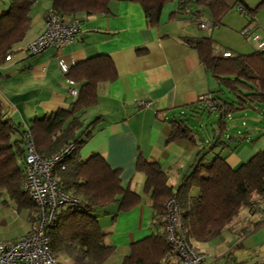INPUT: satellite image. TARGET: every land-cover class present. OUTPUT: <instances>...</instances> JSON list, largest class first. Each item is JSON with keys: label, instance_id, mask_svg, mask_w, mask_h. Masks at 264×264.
<instances>
[{"label": "crops", "instance_id": "obj_1", "mask_svg": "<svg viewBox=\"0 0 264 264\" xmlns=\"http://www.w3.org/2000/svg\"><path fill=\"white\" fill-rule=\"evenodd\" d=\"M224 1L232 4L237 0ZM242 1L250 9L260 4ZM10 2L0 0V13L9 8ZM51 6V0L36 1L25 39L14 47L11 59L0 65V100L4 114L14 124L27 129L35 119L69 109L78 97L69 94V78L61 71V64L71 69L99 55L112 60L117 79L98 84L96 105L81 117L85 126L98 118L99 121L80 149L79 157L87 160L93 154L101 155L113 170L120 171L123 186L141 198V203L129 212L119 213L118 205H111L96 213L107 236L106 244L115 247L111 257L118 254L124 260L131 244L152 234L153 211L150 196L145 193L146 177L137 169L140 157L160 165L176 191L196 163L199 151L208 148L214 137L213 133L203 136L191 125L189 117H198L188 107L203 106L201 98L214 95L220 86L200 62L198 52L185 42L188 37L213 39L214 29L209 30L210 35H202L199 32L202 29L193 20L176 14L178 1L164 7L160 24L153 28L148 26L140 4L111 1L108 14L79 16L82 33L73 44L37 56L28 55L26 48L45 30ZM202 11L204 20H211L209 11ZM246 28L256 31L264 41V23L260 17L253 19L252 26L248 21L242 32ZM215 46L222 52L233 53ZM75 88L79 91L80 84ZM140 102H150V106L141 107ZM85 117L90 121H85ZM184 117L197 131L196 142L169 143L171 122ZM256 137H251L250 142L228 143L230 147L222 155L230 167L237 168L264 150V138L252 142ZM34 216V209L18 210L7 193L1 192L0 243L27 236L34 227ZM114 216H117L115 220ZM257 217L253 216L260 221ZM242 227L243 224H239L207 243H197L206 253L208 264H264V224L250 229L248 234L243 233ZM68 261L73 262L66 257L65 263ZM164 264H179V259L173 256Z\"/></svg>", "mask_w": 264, "mask_h": 264}, {"label": "trees", "instance_id": "obj_2", "mask_svg": "<svg viewBox=\"0 0 264 264\" xmlns=\"http://www.w3.org/2000/svg\"><path fill=\"white\" fill-rule=\"evenodd\" d=\"M37 0H11L9 8L0 13V65L10 56L14 47L21 43L30 28L31 11ZM51 11L64 19H78L80 15L110 13L111 1H128L141 5L148 26L157 27L164 7L178 1V16L191 20H204L202 9L209 11L211 20L221 24L233 7L224 0H51ZM245 7L249 25L264 8V0L254 8L242 0L234 6ZM185 42L198 52L200 62L213 75L220 90L211 94L217 111L204 105L188 108L199 118L205 111L219 115L214 137L208 148H202L196 163L184 176L178 189L169 184L168 173L158 164L140 157L137 169L146 177L145 193L150 196L152 234L130 246V253L122 264H164L177 256L167 239L166 211L168 201L175 196L181 209L184 228L192 242L207 243L222 232L233 229L234 221L242 211L255 214L254 197H264V150L257 152L248 162L237 168L227 163L222 152L230 146L225 140L228 119L238 112L257 111L264 108V50L242 55L231 52L224 57L217 52L212 38H185ZM69 80L80 84L79 95L69 109H60L42 119H35L30 127L22 129L5 117L0 100V193L6 192L18 210H35L32 221L36 222L37 207L23 188L25 135L30 132L39 154L46 158L60 153L70 142L73 154L55 169L62 189L79 199L78 206H65L57 214L49 228L50 247L56 256H65L76 264H104L115 252L113 245L106 244L99 217L96 213L111 205H118V212H129L141 203L138 194L123 186L120 171L113 170L99 154L87 160L79 157V151L96 127L99 118L84 125L82 115L97 103L99 83L115 81L117 71L108 56L99 55L78 63L69 69ZM233 98H227V93ZM168 142L190 140L196 142L197 131L184 118L172 122ZM81 131V132H80ZM80 132V133H79ZM248 135H251L248 133ZM264 137H256L252 142ZM248 138L244 134L230 137L238 144ZM232 149H235L232 148ZM62 166L65 168L63 169ZM117 216H114L115 220ZM264 219L254 223L255 230ZM250 228L243 233H250Z\"/></svg>", "mask_w": 264, "mask_h": 264}, {"label": "built area", "instance_id": "obj_3", "mask_svg": "<svg viewBox=\"0 0 264 264\" xmlns=\"http://www.w3.org/2000/svg\"><path fill=\"white\" fill-rule=\"evenodd\" d=\"M238 11L248 17L244 6L239 5ZM202 30H213L219 26L212 20H193ZM82 33V22L78 19H64L49 11L46 15L45 30L26 48L28 55L37 56L47 50H61L76 42ZM243 36L251 39L258 50H264V41L256 31L246 28ZM224 57H231V52H222ZM11 55L6 60H10ZM61 71L67 74L69 68L61 64ZM68 92L74 98L79 95L76 83L69 80ZM201 101L217 111L211 95L201 98ZM147 108L150 102H140ZM75 150L74 143H68L60 153L51 158L43 157L36 149L30 132L25 135L24 181L23 188L37 207L36 218L32 231L25 237L9 243H0V264H61L50 247L49 228L53 226L57 214L65 206H78L79 199L65 192L60 186L55 169ZM64 169L65 167L62 166ZM166 233L169 243L179 259V264H208L206 254L200 250L188 237L184 228L181 209L175 196L167 203Z\"/></svg>", "mask_w": 264, "mask_h": 264}, {"label": "rangeland", "instance_id": "obj_4", "mask_svg": "<svg viewBox=\"0 0 264 264\" xmlns=\"http://www.w3.org/2000/svg\"><path fill=\"white\" fill-rule=\"evenodd\" d=\"M236 1V0H235ZM260 0H251V2H256L257 5L260 3ZM234 3H229V5L233 6L228 13L224 17L223 25L219 24L218 27L214 29V38L213 41L215 45H220L223 48L232 50L235 54L247 55L257 48L251 40L247 39L242 35V29L248 23L249 19L245 16H242L238 11V6H234ZM256 18L260 17L261 21L264 23V8H261L258 14L255 16ZM204 19V18H203ZM257 21V20H256ZM253 23V22H252ZM252 23L250 24L252 26ZM202 35H210L209 30L199 31ZM262 33V32H261ZM220 90V88H218ZM227 98L232 99L233 96L228 92ZM189 121L196 130L202 134L203 136L210 134H214V130L212 127H216V123L218 121L219 115L217 113H212L211 115L208 111H205L199 118L189 117ZM85 121H90L89 117H85ZM264 132V108L262 111H246V112H238L231 115L228 119V131L226 133V140L228 143L234 142V140H229L230 137H237L239 134H244L250 142L251 137L260 136ZM251 133L252 135H248ZM264 138V137H262ZM254 202L256 205L254 207L255 214H249L247 211H242V215L239 216L235 221L233 227L237 228L239 224H243L244 229L253 228L254 223L257 222L256 218H253L254 215H258V218L264 217V197L259 198L257 196L254 197ZM245 224V225H244ZM242 227V229H243ZM18 231L13 232V235H16ZM197 247V242H193ZM205 253V252H204ZM206 254V253H205ZM65 256H59L58 260L61 264H76L74 261L65 263ZM123 258L121 255H115L110 257V259L105 264H122Z\"/></svg>", "mask_w": 264, "mask_h": 264}]
</instances>
